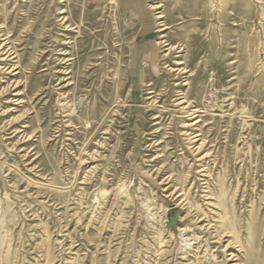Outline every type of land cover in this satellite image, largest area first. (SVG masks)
<instances>
[{
	"label": "rangeland",
	"instance_id": "1",
	"mask_svg": "<svg viewBox=\"0 0 264 264\" xmlns=\"http://www.w3.org/2000/svg\"><path fill=\"white\" fill-rule=\"evenodd\" d=\"M0 264H264V0H0Z\"/></svg>",
	"mask_w": 264,
	"mask_h": 264
}]
</instances>
